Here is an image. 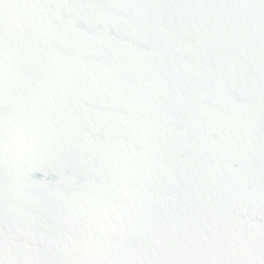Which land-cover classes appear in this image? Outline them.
Wrapping results in <instances>:
<instances>
[{"label": "snow or ice", "instance_id": "snow-or-ice-1", "mask_svg": "<svg viewBox=\"0 0 264 264\" xmlns=\"http://www.w3.org/2000/svg\"><path fill=\"white\" fill-rule=\"evenodd\" d=\"M0 264H264V0H0Z\"/></svg>", "mask_w": 264, "mask_h": 264}]
</instances>
